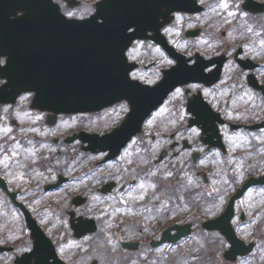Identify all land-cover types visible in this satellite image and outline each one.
Segmentation results:
<instances>
[{
  "label": "flooded vegetation",
  "instance_id": "flooded-vegetation-1",
  "mask_svg": "<svg viewBox=\"0 0 264 264\" xmlns=\"http://www.w3.org/2000/svg\"><path fill=\"white\" fill-rule=\"evenodd\" d=\"M195 1L174 18L196 23L197 44L180 50L190 63L197 59L198 77L174 89L116 158L108 159V149L85 151L90 145L81 143L84 153L101 157L83 155L60 170L55 114L37 108L33 92L0 95V264L37 260L28 254L34 220L70 264H97L88 260L95 233L107 248L102 264H187L189 247L199 253L193 258H200L202 247L220 244L218 231L206 229L205 222L218 217L249 178L264 175L257 159L264 152V126L252 128L264 123V46L259 57L256 35L238 46L250 21L264 24V0ZM226 24L230 29H220ZM171 25L163 33L172 44V31L180 36V25L169 33ZM259 31L264 36L263 26ZM184 34L181 42L190 43ZM134 49L152 56L132 76L155 84L166 51L152 40L137 41L129 52ZM6 82L0 77V88ZM175 95L179 100L170 102ZM190 100L195 125H190ZM119 104L125 109V102ZM156 114L182 123L157 121ZM253 162L255 169L247 167ZM263 208L264 184L250 186L234 205V229L248 234L264 227V219L251 222ZM95 223L97 230L89 232ZM135 245L136 250L124 247Z\"/></svg>",
  "mask_w": 264,
  "mask_h": 264
},
{
  "label": "water",
  "instance_id": "water-1",
  "mask_svg": "<svg viewBox=\"0 0 264 264\" xmlns=\"http://www.w3.org/2000/svg\"><path fill=\"white\" fill-rule=\"evenodd\" d=\"M106 3L118 9L106 19L100 14L75 20L67 19L50 1L17 2L28 12L8 25L10 35L2 39L10 56L9 65L16 70L39 71L50 80L54 76L56 112L97 109L116 97H131L133 84L129 81L125 51L134 37L127 31L132 26L137 27L136 33L150 29L153 0H106L99 3V11ZM17 4L0 0V16L5 6L7 11ZM97 17L104 21H96ZM17 78L21 80L22 75ZM74 91L83 95L76 97ZM130 103L132 110L123 125L139 127L149 107L144 110L145 103L140 99L130 98Z\"/></svg>",
  "mask_w": 264,
  "mask_h": 264
},
{
  "label": "rangeland",
  "instance_id": "rangeland-1",
  "mask_svg": "<svg viewBox=\"0 0 264 264\" xmlns=\"http://www.w3.org/2000/svg\"><path fill=\"white\" fill-rule=\"evenodd\" d=\"M85 1L87 3L92 4L95 0H85ZM58 2H59V0H58ZM79 11L84 12L85 9H79ZM190 25H193V24H190ZM183 27H186V25L185 26L183 25ZM169 30L170 31L173 30V27H171ZM180 33H182V31ZM172 34H173V37H174V31H172ZM255 35L257 36V40H258L257 45L258 46L255 44L256 46H254V50H255L256 57H259V55H261V53H262V47L264 46V36L261 35V31H258ZM205 36H207L206 33H205ZM177 100H179V99L174 97L171 100V102H175ZM102 115L103 114H98V116H93L92 115L91 117H101ZM157 118L162 120V121H165V120L168 119L164 114L157 115ZM180 120H181V118H179V117H176V118L173 117L171 119V122L172 123H176L177 121H180ZM75 122H76L75 118L63 117V120L61 121V123H60L61 125L60 126H63V127L66 126L67 127L68 125H71V124H73ZM62 143L63 142L58 144L56 146V148H55V159L57 161L55 164L58 165L60 167V169L66 163H68L69 158L75 156V155H70V153L71 154L75 153L76 155L82 154L81 150H79L77 148H74V146H78L79 143H74V144L70 143L71 145L70 144L69 145H63ZM88 247H89V249H88L89 250L88 260L90 262L92 260L93 261L95 260V261H97V264H102V261L106 260L105 259V253L107 252V248H106V246L104 244H102V242L100 240L99 233L93 236V238L91 239V243H90V245ZM258 253H259V257H258L257 261H259L260 263L264 264V253H263V251L262 250H258ZM221 258H222V256H221ZM190 259H191V257H190ZM223 262H225L224 259H223ZM238 263H240V262H238ZM232 264H237V261L233 262ZM240 264H242V263H240Z\"/></svg>",
  "mask_w": 264,
  "mask_h": 264
},
{
  "label": "snow or ice",
  "instance_id": "snow-or-ice-1",
  "mask_svg": "<svg viewBox=\"0 0 264 264\" xmlns=\"http://www.w3.org/2000/svg\"><path fill=\"white\" fill-rule=\"evenodd\" d=\"M3 61H0V63H2Z\"/></svg>",
  "mask_w": 264,
  "mask_h": 264
}]
</instances>
